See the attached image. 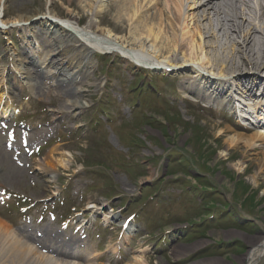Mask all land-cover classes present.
Wrapping results in <instances>:
<instances>
[{
    "label": "rangeland",
    "instance_id": "rangeland-1",
    "mask_svg": "<svg viewBox=\"0 0 264 264\" xmlns=\"http://www.w3.org/2000/svg\"><path fill=\"white\" fill-rule=\"evenodd\" d=\"M51 22L65 24L50 0H0V219L56 233L67 255L86 247L93 264H241L264 238V146L244 156L227 142L235 123L218 97L209 109L182 98L187 68L130 66L20 28ZM54 50L77 55L82 77L47 64Z\"/></svg>",
    "mask_w": 264,
    "mask_h": 264
},
{
    "label": "bare ground",
    "instance_id": "bare-ground-1",
    "mask_svg": "<svg viewBox=\"0 0 264 264\" xmlns=\"http://www.w3.org/2000/svg\"><path fill=\"white\" fill-rule=\"evenodd\" d=\"M50 2L54 10L64 16L65 24L51 22L50 26L39 23L20 28L53 35L50 46L66 41L92 54L94 51L118 54L130 66L163 70L187 68L193 77L180 85V92L188 98L196 90L208 99L224 94V101L229 99V105L234 108L241 104L240 99L244 100L242 105L250 106L253 112L264 108V0ZM74 13L79 16L74 18ZM91 17L99 19L94 23ZM56 50L51 51L47 64L54 66L58 73L82 77L83 61L75 54L65 50L55 53ZM249 71L253 75L248 74ZM255 72L262 73V76L256 77ZM223 73L229 77H222ZM39 76L46 81L43 73ZM255 79L262 83L256 86ZM55 88L63 90L61 84H56ZM257 118L262 117L259 115ZM231 126L221 131L231 132L227 142L232 145L243 143L246 149L244 156L259 154L254 163L257 175L264 174V151L254 153L255 148L264 146V134L258 130L246 134L240 123ZM51 158L52 155L45 163L63 168L68 165L63 155L54 162ZM57 236L43 231L41 238L37 239L29 230L16 232L0 219V264H93L86 247L76 249L74 255H67L63 248H59L62 241ZM73 246L71 250L75 248ZM263 255L264 238L252 242L239 261L241 264H255ZM68 257L73 261H67ZM144 261V257L135 256L128 264H144Z\"/></svg>",
    "mask_w": 264,
    "mask_h": 264
}]
</instances>
